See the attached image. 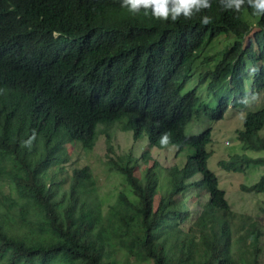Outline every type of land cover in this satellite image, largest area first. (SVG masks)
Returning <instances> with one entry per match:
<instances>
[{
    "label": "trees",
    "instance_id": "16d2710c",
    "mask_svg": "<svg viewBox=\"0 0 264 264\" xmlns=\"http://www.w3.org/2000/svg\"><path fill=\"white\" fill-rule=\"evenodd\" d=\"M203 14L213 23L133 14L120 0H0V264H261L260 223L233 211L208 168L211 129L187 127L244 109L249 82L253 96L264 90V17L219 0ZM246 19L257 26L248 45L203 61L219 59L200 80L217 106L203 108L197 89L183 93L194 63L224 34L244 40ZM116 132L150 151L115 155ZM101 137L128 190L106 211L92 169L71 168L75 149L93 152ZM238 139L264 153V110L244 117ZM167 151L185 159L165 166L154 153ZM219 166L246 173L264 157ZM241 192L264 196V175Z\"/></svg>",
    "mask_w": 264,
    "mask_h": 264
},
{
    "label": "rangeland",
    "instance_id": "374dc122",
    "mask_svg": "<svg viewBox=\"0 0 264 264\" xmlns=\"http://www.w3.org/2000/svg\"><path fill=\"white\" fill-rule=\"evenodd\" d=\"M246 20L252 25V30L250 34L246 35L244 40H240L232 34H224L211 41L194 63L193 71L183 89V93L197 89V94L200 98V106L203 108L206 106L216 108L217 106L215 96L209 93V83L201 85L200 80L204 73L216 69L219 59H215L214 61H203L221 52L227 51L239 41L248 45L249 37L257 30V26L255 19ZM246 90L249 102L244 109L230 107L224 119L221 121H213L206 117V120L201 119L200 122H194V119L187 127V134L198 135L208 128L211 129L212 140L208 146L211 158L208 162V168L216 175L220 189L226 192L227 200L233 211L241 215L252 217L253 220L260 223V227L263 231L260 242V262L264 264V214L261 213L264 196H256L241 192L242 185L251 186L260 180L264 175V167L256 168V170H249L246 173H228L219 166L221 161L229 160L230 157L237 154H247L252 158L264 157L263 152H245L242 143L238 139V131L243 127L244 117L248 113H256L264 110V90L259 95L253 96L250 82L247 84ZM203 108L200 114H202ZM105 142V138L101 137L93 152L86 153L80 147H77L71 156V168L75 169L89 166L92 169L97 180L99 198L105 203L104 211L108 209L109 205H113L116 202L120 192L128 191L125 188L123 179L109 171L107 158L109 151ZM113 143L115 155L132 151L137 158L141 159L143 153L150 151L147 139L135 143L132 134L127 132H116ZM115 155L111 154V156ZM154 157H159L165 166H171L175 163L181 164L183 159H185L184 154L177 157L174 151L154 153Z\"/></svg>",
    "mask_w": 264,
    "mask_h": 264
},
{
    "label": "clouds",
    "instance_id": "9594fccd",
    "mask_svg": "<svg viewBox=\"0 0 264 264\" xmlns=\"http://www.w3.org/2000/svg\"><path fill=\"white\" fill-rule=\"evenodd\" d=\"M220 6L224 10L241 12L245 6L252 9V14L264 17V0H219ZM121 8L128 9L129 12L136 14L141 10L151 14L163 21H171L175 23L178 19L183 17L186 20H191L199 16L202 25H210L213 23V17L207 14L201 15L205 10L212 6V0H120ZM257 68H251V74H255ZM248 97H242L239 101L241 104H247ZM36 133L33 131L32 135L23 142L22 147L31 149L34 141H36ZM161 148H168L171 144V137L169 133H163L158 141ZM176 147V145H171Z\"/></svg>",
    "mask_w": 264,
    "mask_h": 264
}]
</instances>
